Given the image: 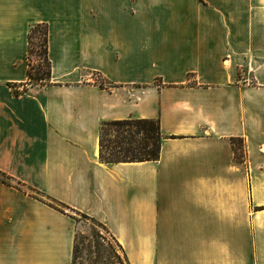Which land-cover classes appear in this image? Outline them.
Wrapping results in <instances>:
<instances>
[{"label": "crops", "instance_id": "crops-1", "mask_svg": "<svg viewBox=\"0 0 264 264\" xmlns=\"http://www.w3.org/2000/svg\"><path fill=\"white\" fill-rule=\"evenodd\" d=\"M34 24L51 76L16 94ZM126 119L157 160L100 158ZM0 174V264H75L73 213L129 264H264V0H0Z\"/></svg>", "mask_w": 264, "mask_h": 264}, {"label": "trees", "instance_id": "trees-1", "mask_svg": "<svg viewBox=\"0 0 264 264\" xmlns=\"http://www.w3.org/2000/svg\"><path fill=\"white\" fill-rule=\"evenodd\" d=\"M43 26L45 29V45H46V61H47V71L34 72L33 65L31 63V43L34 33L37 31L38 27ZM28 70H27V82L23 83L24 89L28 84H44L49 81L51 76V62L48 56V26L47 24H34L29 32V47H28ZM16 94L20 92L15 91ZM136 124L138 129L136 131L132 130V125ZM107 125H116V126H124V130L121 132L118 130L115 134L116 139L114 143L111 145L106 144L105 139L103 137V129ZM155 132L157 136H155ZM141 133V138L138 141V145H134L135 135ZM160 130H159V121L153 119H126V120H118V121H109L104 122L101 127V139H100V158L107 163L121 162V161H142V160H157L160 155ZM108 149V152H106ZM1 175V174H0ZM3 181L9 185H12L9 178L3 177ZM20 190H23L21 186L18 184L15 185ZM30 195L38 197L40 194L30 190ZM37 194V195H36ZM48 203L52 206L64 209L66 206L61 204L60 202L47 198ZM58 204V205H57ZM62 206V207H61ZM76 248V245H75Z\"/></svg>", "mask_w": 264, "mask_h": 264}, {"label": "rangeland", "instance_id": "rangeland-1", "mask_svg": "<svg viewBox=\"0 0 264 264\" xmlns=\"http://www.w3.org/2000/svg\"><path fill=\"white\" fill-rule=\"evenodd\" d=\"M46 45L45 29L43 26L38 27L34 33L31 43V63L34 72H46ZM124 126L107 125L103 129V137L107 145L114 143L115 134L119 130H124ZM132 130L136 131L138 126L132 125ZM155 136L157 133L155 132ZM141 133L135 135L134 140L138 145ZM108 152V149H106ZM58 205V204H57ZM62 207V206H61ZM79 219L80 231L77 235L75 248V264H129L123 250L107 234L105 228L96 220L91 219L83 214L73 213Z\"/></svg>", "mask_w": 264, "mask_h": 264}, {"label": "built area", "instance_id": "built-area-1", "mask_svg": "<svg viewBox=\"0 0 264 264\" xmlns=\"http://www.w3.org/2000/svg\"><path fill=\"white\" fill-rule=\"evenodd\" d=\"M16 90H17L18 92H22V91L24 90V87H22V86H21V87H17Z\"/></svg>", "mask_w": 264, "mask_h": 264}]
</instances>
